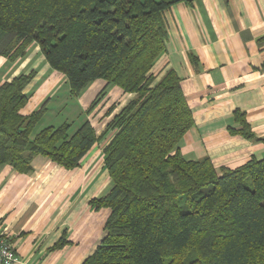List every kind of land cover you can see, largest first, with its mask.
Returning a JSON list of instances; mask_svg holds the SVG:
<instances>
[{
  "label": "trees",
  "instance_id": "obj_1",
  "mask_svg": "<svg viewBox=\"0 0 264 264\" xmlns=\"http://www.w3.org/2000/svg\"><path fill=\"white\" fill-rule=\"evenodd\" d=\"M193 1L0 0V56L15 60L37 44L74 97L104 81L88 112L109 87L132 95L99 137L89 121L72 135L67 123L35 134L46 106L21 113L35 72L0 85V165L17 173H29L34 156L75 169L112 134L102 149L111 187L90 200L109 210L104 236L81 264H264V157L234 168L186 159L179 144L194 121L180 78L154 72L166 51V12ZM234 122L231 133L254 139L237 110Z\"/></svg>",
  "mask_w": 264,
  "mask_h": 264
},
{
  "label": "crops",
  "instance_id": "obj_2",
  "mask_svg": "<svg viewBox=\"0 0 264 264\" xmlns=\"http://www.w3.org/2000/svg\"><path fill=\"white\" fill-rule=\"evenodd\" d=\"M166 20V51L154 72L159 77L169 69L176 72L192 112L193 126L179 144L182 155L208 157L215 168L264 157V0L178 3L166 12ZM30 71L35 77L26 88L28 102L21 113L30 115L43 105L47 109L35 134L67 123L72 135L89 121L99 137L132 97L109 87L88 112L104 81L91 82L74 97L66 77L49 67L37 44L15 60L0 56V85ZM112 105L116 108L106 115ZM236 110L253 140L230 132L240 128L234 122ZM111 135L98 140L72 170L42 156L33 157L26 174L0 165V233L13 244L18 264H81L99 245L109 210L94 209L90 200L111 187L102 154ZM61 239L66 243L55 248Z\"/></svg>",
  "mask_w": 264,
  "mask_h": 264
},
{
  "label": "built area",
  "instance_id": "obj_3",
  "mask_svg": "<svg viewBox=\"0 0 264 264\" xmlns=\"http://www.w3.org/2000/svg\"><path fill=\"white\" fill-rule=\"evenodd\" d=\"M15 249L10 239L0 233V264H18Z\"/></svg>",
  "mask_w": 264,
  "mask_h": 264
},
{
  "label": "rangeland",
  "instance_id": "obj_4",
  "mask_svg": "<svg viewBox=\"0 0 264 264\" xmlns=\"http://www.w3.org/2000/svg\"><path fill=\"white\" fill-rule=\"evenodd\" d=\"M116 88V87H115ZM117 90H119V89H117Z\"/></svg>",
  "mask_w": 264,
  "mask_h": 264
}]
</instances>
